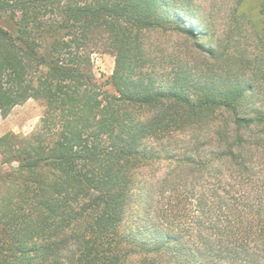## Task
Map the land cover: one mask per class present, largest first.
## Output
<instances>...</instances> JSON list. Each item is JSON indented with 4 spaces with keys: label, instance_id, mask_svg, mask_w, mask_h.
<instances>
[{
    "label": "trees",
    "instance_id": "16d2710c",
    "mask_svg": "<svg viewBox=\"0 0 264 264\" xmlns=\"http://www.w3.org/2000/svg\"><path fill=\"white\" fill-rule=\"evenodd\" d=\"M198 12L0 0V113L45 102L0 136V264H264V0H235L224 38ZM153 30L206 61L155 55Z\"/></svg>",
    "mask_w": 264,
    "mask_h": 264
},
{
    "label": "rangeland",
    "instance_id": "374dc122",
    "mask_svg": "<svg viewBox=\"0 0 264 264\" xmlns=\"http://www.w3.org/2000/svg\"><path fill=\"white\" fill-rule=\"evenodd\" d=\"M186 4L198 8V13L203 21H206L212 29L215 38H224L227 31L231 10L235 0H180ZM146 45L155 55H169L174 51H183L193 57L194 63L200 65L206 60L205 54L197 46V39L180 33L163 32L160 30L149 31L145 35ZM190 57V58H191ZM95 69L101 79L110 76L115 68V56L110 52L99 51L94 54ZM201 67V66H200ZM45 109V102L31 98L13 108L8 115L0 113V136L7 132L19 134L31 133L41 122ZM226 116L230 113L226 112ZM231 118V117H228ZM177 147H185L183 141L174 142ZM209 144L205 148L212 149ZM145 210V205H143ZM146 211V210H145Z\"/></svg>",
    "mask_w": 264,
    "mask_h": 264
}]
</instances>
